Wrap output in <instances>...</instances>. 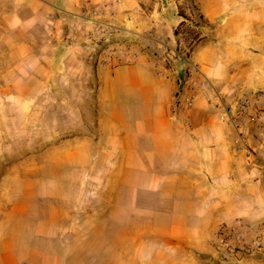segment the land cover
<instances>
[{"label":"crops","instance_id":"crops-1","mask_svg":"<svg viewBox=\"0 0 264 264\" xmlns=\"http://www.w3.org/2000/svg\"><path fill=\"white\" fill-rule=\"evenodd\" d=\"M113 2L118 32L108 46L131 45L133 61L103 65V48L87 51L80 36L62 41L73 17ZM191 23L198 38L189 55L209 87L194 88L193 107L173 115L175 95L190 88L185 65L166 71L162 56ZM0 28L12 59L0 72L2 103L28 108L36 91L63 83L89 98L79 107L97 119V154L109 164L107 202L116 211L130 205L139 220L146 198V219L163 221L161 235L195 245L236 220H264V0H0ZM146 31L152 40L142 43ZM26 205L4 215L0 264H63L55 218L32 219Z\"/></svg>","mask_w":264,"mask_h":264},{"label":"rangeland","instance_id":"rangeland-1","mask_svg":"<svg viewBox=\"0 0 264 264\" xmlns=\"http://www.w3.org/2000/svg\"><path fill=\"white\" fill-rule=\"evenodd\" d=\"M192 27L193 23L185 27L193 32L189 37L185 28L178 31L180 49L197 40L198 32ZM2 32L0 28V72L12 62ZM151 33L144 32L140 41H151ZM115 36L90 51L107 52ZM118 48L130 50L131 45ZM2 83L0 75V89ZM66 86L36 91V100L28 108L13 101L3 104L0 91V226L6 224L4 215L11 207L23 200L30 218H55L63 264H229L230 260L215 254L213 236L195 245L161 235L163 221L146 219V198L139 220L132 218L130 205L116 211L107 202L109 164L97 154V119H91L92 110L79 107L89 98L67 91ZM151 224L158 227L152 229ZM93 230L95 235L89 236Z\"/></svg>","mask_w":264,"mask_h":264},{"label":"built area","instance_id":"built-area-1","mask_svg":"<svg viewBox=\"0 0 264 264\" xmlns=\"http://www.w3.org/2000/svg\"><path fill=\"white\" fill-rule=\"evenodd\" d=\"M115 6L116 2H113L104 5L102 9L81 11L73 17L68 30L61 35L62 41L71 45L80 36L87 51L109 42L118 31ZM46 19V30L51 34L55 33L53 16L46 15ZM146 40H150V37H146ZM165 52L162 60L164 69L172 71L178 63L185 65V84L190 88L189 91L178 92L175 95L171 106V114L175 115L179 111L191 109L195 99L194 88L206 94L209 82L192 62L189 47L183 49L166 47ZM113 57H116L119 62L126 63L133 61L135 54L128 48L111 47L108 53L103 52L101 64L108 65ZM239 148L240 146L236 144V149ZM212 247L215 254L222 260L251 256L264 261V220L239 219L229 227H222L213 235Z\"/></svg>","mask_w":264,"mask_h":264},{"label":"trees","instance_id":"trees-1","mask_svg":"<svg viewBox=\"0 0 264 264\" xmlns=\"http://www.w3.org/2000/svg\"><path fill=\"white\" fill-rule=\"evenodd\" d=\"M184 30L186 31L187 28H185ZM177 34H178V31L176 30V31H175V35H177ZM186 34H187V36L189 37V36H191V35L193 34V32H192V31H189V32H188V30H187V31H186Z\"/></svg>","mask_w":264,"mask_h":264}]
</instances>
